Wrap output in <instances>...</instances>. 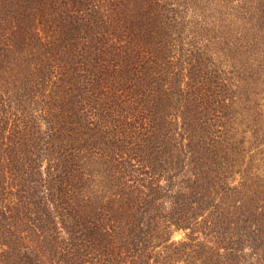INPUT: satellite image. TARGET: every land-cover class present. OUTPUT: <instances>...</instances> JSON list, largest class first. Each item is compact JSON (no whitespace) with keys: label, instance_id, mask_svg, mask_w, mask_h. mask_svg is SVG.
Wrapping results in <instances>:
<instances>
[{"label":"trees","instance_id":"1","mask_svg":"<svg viewBox=\"0 0 264 264\" xmlns=\"http://www.w3.org/2000/svg\"><path fill=\"white\" fill-rule=\"evenodd\" d=\"M186 12L187 0H0V58H19L11 89L29 91L19 111L42 135L24 145L0 129V264L259 258L252 129L221 94L217 52L192 49L202 35ZM244 27L246 42L264 15Z\"/></svg>","mask_w":264,"mask_h":264},{"label":"rangeland","instance_id":"2","mask_svg":"<svg viewBox=\"0 0 264 264\" xmlns=\"http://www.w3.org/2000/svg\"><path fill=\"white\" fill-rule=\"evenodd\" d=\"M187 1L191 13L186 12L187 21L191 20L196 23V28L191 26L190 28L202 35H192L194 38L192 49L196 48L202 52L212 46L219 55L218 62L216 61L217 75L222 79V82L217 84L221 85L222 95L234 98L236 102H234V109L240 111L246 129L247 127L252 129L250 131L251 136L246 135V154L259 165L253 168V171L257 173L254 182L257 190L264 193V30L252 38L246 36V42L240 39L238 34L245 28L246 18H249L250 15H264V0ZM20 68L19 58L14 56L0 58V85L9 82L7 90L0 91V97L6 104L0 117V129H4L6 131L5 136L8 135L9 137L22 134L20 137L23 141L25 137L31 135L29 130L34 126V123L29 122L30 119L22 109V112L19 111L18 106L23 97L29 96V91L19 87L20 91L16 94L11 89L12 83L21 86V81L24 80L18 78ZM0 104L3 105L1 102ZM29 111L32 110L29 108L27 112L29 113ZM236 119L240 121L239 118ZM241 126L243 127V125ZM43 130L42 128L40 132ZM32 135L39 138L42 136L39 132ZM27 143V140L24 139L23 144L26 145ZM23 152L21 150L19 156H24ZM90 157L92 160L97 158L94 157V154ZM109 157L111 154L106 156V160ZM183 237L184 233L181 231L172 234L173 241H180ZM250 241L246 237V248ZM262 243L263 252L260 253L259 258L257 256V260L250 256V248L246 249V256H244L246 264H264V240L259 243L260 247ZM221 253L223 254L224 251ZM231 256L230 254L229 260L232 258ZM201 263L207 264V260L203 259ZM215 264H217V260Z\"/></svg>","mask_w":264,"mask_h":264}]
</instances>
